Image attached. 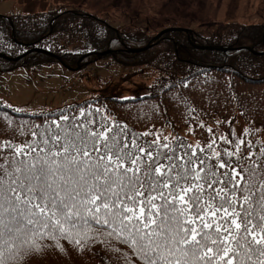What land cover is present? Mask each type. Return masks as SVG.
<instances>
[{
	"label": "snow or ice",
	"instance_id": "snow-or-ice-1",
	"mask_svg": "<svg viewBox=\"0 0 264 264\" xmlns=\"http://www.w3.org/2000/svg\"><path fill=\"white\" fill-rule=\"evenodd\" d=\"M39 127L36 142L0 165V264H14L38 239L78 236L92 224L107 226L143 264H264L259 161L218 177L223 160L213 165L192 145L159 136L141 144L84 109Z\"/></svg>",
	"mask_w": 264,
	"mask_h": 264
},
{
	"label": "trees",
	"instance_id": "trees-1",
	"mask_svg": "<svg viewBox=\"0 0 264 264\" xmlns=\"http://www.w3.org/2000/svg\"><path fill=\"white\" fill-rule=\"evenodd\" d=\"M166 24L191 29L193 43L189 40L190 33L175 30L163 34L145 50L129 51L128 47L146 46L157 32L116 28L78 8L0 15V73L59 62L52 53L72 67H77L81 58L82 67L110 57L115 64L138 72L147 70L152 76L147 85L149 93L137 97L96 96L34 113L0 103V165L11 160L15 147L37 141L32 135L37 126L43 132L48 122L57 119L61 112L78 116L84 109L91 111L97 121L103 118L109 124L126 126L129 139L134 134L141 144L159 136L161 144L175 145L183 141L192 145L199 156L210 157L213 165L223 160L228 167L217 168L218 177L223 178L224 172L231 174L233 168L251 169L256 161L264 173V21L199 23V28L170 20ZM59 40L63 43L85 41L90 51H66ZM34 48L45 51H31ZM241 123L242 132L237 134ZM221 137H226V141ZM241 140L245 141L242 145ZM226 150L232 153L231 158ZM249 152L254 154L251 158ZM242 175L247 178L248 173L242 172ZM222 187L225 186L214 185V188ZM236 210H240L239 205ZM14 264L143 262L115 234L110 235L107 226L92 224L78 236L38 239L31 250L21 249L15 254Z\"/></svg>",
	"mask_w": 264,
	"mask_h": 264
},
{
	"label": "rangeland",
	"instance_id": "rangeland-1",
	"mask_svg": "<svg viewBox=\"0 0 264 264\" xmlns=\"http://www.w3.org/2000/svg\"><path fill=\"white\" fill-rule=\"evenodd\" d=\"M82 9L113 27L158 32L166 22L199 28V23L220 21L260 23L264 0H2L0 15ZM60 41V40H59ZM65 43V44H64ZM60 41L66 51L88 50L87 42ZM152 76L144 70L118 65L103 57L80 69L58 63L33 68L19 67L0 73V103L34 113L79 103L96 96L131 98L149 93ZM215 122L217 118L213 119ZM211 124V123H210ZM212 125V124H211ZM237 134L243 124L237 126ZM236 127V128H237Z\"/></svg>",
	"mask_w": 264,
	"mask_h": 264
},
{
	"label": "water",
	"instance_id": "water-1",
	"mask_svg": "<svg viewBox=\"0 0 264 264\" xmlns=\"http://www.w3.org/2000/svg\"><path fill=\"white\" fill-rule=\"evenodd\" d=\"M173 30H182V31H186V32H189V33L192 32L190 29H187V28H182V27H168V28H165V29L161 30L156 36H154L147 46H145L143 48H135V49H128V50L129 51H141V50H145L148 47H150V45H151V43L153 41L158 40L164 33L168 32V31H173ZM190 42L193 43V38L192 37H190ZM197 47H199V48H207V49H214V48L223 49L221 47H212V46H203V45H198ZM250 49L252 50V48H250Z\"/></svg>",
	"mask_w": 264,
	"mask_h": 264
}]
</instances>
